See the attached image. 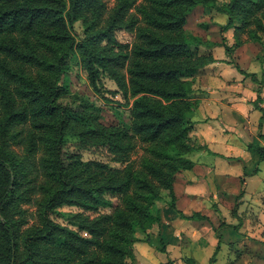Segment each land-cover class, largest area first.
Masks as SVG:
<instances>
[{"label":"trees","instance_id":"obj_1","mask_svg":"<svg viewBox=\"0 0 264 264\" xmlns=\"http://www.w3.org/2000/svg\"><path fill=\"white\" fill-rule=\"evenodd\" d=\"M113 1L0 0V264H134L137 234L150 242L158 203L175 208L176 176L194 167L195 76L213 47L264 36V0ZM198 6L227 15L232 46L188 31ZM73 58L95 92L103 74L116 83L126 121L71 93Z\"/></svg>","mask_w":264,"mask_h":264},{"label":"crops","instance_id":"obj_2","mask_svg":"<svg viewBox=\"0 0 264 264\" xmlns=\"http://www.w3.org/2000/svg\"><path fill=\"white\" fill-rule=\"evenodd\" d=\"M199 8L202 13L195 16L204 29L198 35L232 46L233 30L220 33L227 15L200 6L191 15ZM211 53L215 61L193 84L196 106L189 119L197 148L188 156L194 167L177 174L175 208L161 207V223L149 230L150 242L137 234L142 240L134 246V264H244L245 255L253 253L239 241L262 240L248 231L252 223L245 216L264 211V159L256 152L264 147V43L229 52L217 45ZM224 211L232 216L226 218Z\"/></svg>","mask_w":264,"mask_h":264},{"label":"rangeland","instance_id":"obj_3","mask_svg":"<svg viewBox=\"0 0 264 264\" xmlns=\"http://www.w3.org/2000/svg\"><path fill=\"white\" fill-rule=\"evenodd\" d=\"M107 3V6L110 8L114 5V1L113 0H104ZM224 0H218V5H221L223 3ZM202 7V6H200ZM216 13H218L217 11H215ZM196 13H202V8H199V10H197V12L195 11V13L193 15L190 16V18L188 19V23H187V29L188 31L198 35L199 33H203V29L204 27L202 26L203 21H201L200 18L196 17L195 14ZM220 14V13H219ZM224 17L226 16L225 14H223ZM74 29H75V33L78 35H81L82 33V27L80 25V23H76L74 25ZM225 31H220V33L222 32H226ZM117 41H119V43H131L133 41L134 36L129 33L126 32L124 30H119L116 32L115 34ZM222 36V35H221ZM233 43H234V38H233ZM247 43H255V44H263L264 43V36L262 41L260 42H247ZM71 69L68 73L67 79H68V84H69V88L72 94H76L79 95L81 97L84 98H88L92 103H94L95 105V110L96 111H101L102 115L104 117V120L106 123H121L124 120H127V114L126 112H124V109L126 108L127 105V101L126 99L123 98L122 93L120 92L118 86L116 85V83L111 80L108 76H106L105 74L102 75L101 77V93L95 92L89 85V82L87 80V77L85 76V74L83 73L82 69L80 68L78 61L76 58H73L71 61ZM84 158L85 159H92V158H96V159H101V160H106V157L104 155H94V154H89L87 152L84 153ZM134 158H136V155H134ZM169 199V198H168ZM159 206L162 207L165 202L160 201ZM26 208H28V210L30 212H35L36 211V207L35 206H26ZM60 211L69 213V212H76L78 211L77 208L75 207H63L62 209H60ZM223 213L224 216L227 218L231 217L232 214L226 211H224ZM223 215V214H221ZM234 217V216H233ZM247 221H249L250 223H252V225L250 226L252 229L248 230L249 232L251 231L252 235L255 234V237H258L257 239H262L260 240V242H264L263 238H264V211H261L259 209L255 210L253 213L250 212V214H248L247 216H245ZM58 221L60 222H64L61 218L59 217H55ZM262 222V225H258V222ZM239 223V222H237ZM257 226V227H256ZM152 231V230H151ZM257 241L259 240H253V242L251 241V239L249 240L244 238L241 241H239V245L245 249L246 246H249L252 250L253 255H245L244 264H264V260L262 261L258 256L256 257V249L257 250V254H263V258H264V245L261 247L260 246V242L257 243ZM244 245V246H243ZM261 247V248H260ZM135 249V248H134ZM160 256V255H159Z\"/></svg>","mask_w":264,"mask_h":264}]
</instances>
